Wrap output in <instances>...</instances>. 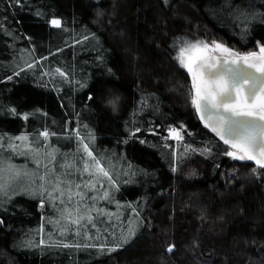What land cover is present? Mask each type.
I'll return each mask as SVG.
<instances>
[{
    "label": "trees",
    "instance_id": "obj_1",
    "mask_svg": "<svg viewBox=\"0 0 264 264\" xmlns=\"http://www.w3.org/2000/svg\"><path fill=\"white\" fill-rule=\"evenodd\" d=\"M198 38L256 52L264 0H0L6 163L35 172L55 149L57 161L83 168L100 158L121 171L95 207L104 177L80 191L87 186L71 166L75 189L55 207L22 197L24 186L9 190L0 197V264H264V168L226 154L232 148L201 120L192 77L175 57L180 42ZM67 215L93 222L59 226L51 239L50 218L63 224Z\"/></svg>",
    "mask_w": 264,
    "mask_h": 264
},
{
    "label": "snow or ice",
    "instance_id": "obj_2",
    "mask_svg": "<svg viewBox=\"0 0 264 264\" xmlns=\"http://www.w3.org/2000/svg\"><path fill=\"white\" fill-rule=\"evenodd\" d=\"M19 2V0H17ZM51 24L55 27H60L61 21L53 19ZM214 50H219L224 53L234 55L231 63L227 61L223 63L227 66V71L231 73L228 79H225L219 71L213 73L211 69L217 67L215 62L209 63L211 59L208 53ZM260 53L264 54V46L260 48ZM178 66H181L192 74L193 87L195 95L192 98V103L196 109H201L202 103L211 108L215 113L214 126L212 131L217 133L220 139L225 144H230L233 151H228L226 154L233 159L254 161L256 165L264 168V55L257 57L256 53H251L245 56H238L231 53V50L225 48L223 45L214 43L211 47L207 44H189L187 47L180 49V56L177 58ZM247 65V69L238 67V65ZM33 65H29L31 68ZM254 70V71H251ZM211 79H205V73ZM259 74V75H258ZM11 78V77H10ZM245 88L247 91L245 92ZM110 105L115 110L116 101H109ZM27 118V117H25ZM175 138H179V132L175 129L171 130ZM41 134L34 137V140H39ZM43 137H49L48 132L42 133ZM55 135V133H52ZM227 137V138H226ZM27 139L26 137L24 138ZM3 146L0 145V149ZM17 155L28 153H21L16 149H12ZM9 152V158L12 155ZM31 151V150H30ZM34 156H39L38 152L33 151ZM89 157L92 156L91 151L87 152ZM98 163V162H97ZM84 171L88 172V167H84ZM103 177H108V172L102 168L97 167ZM7 173L9 181L6 184L0 179V197L7 198L9 190L16 192L21 186L24 190L19 194L23 196L33 195L39 196L37 201L40 206H43V201L48 200L50 206H54L55 201L60 198L62 193L58 188H54L55 195L49 192L44 186H38L35 191H32L25 185L26 181H31L32 176L27 169L17 168L13 165L7 164L3 152L0 151V178ZM40 179H43L42 177ZM92 188L93 185H87ZM104 199H108V194L105 193ZM95 199V197H91ZM63 204L64 201L60 200ZM85 212L90 209H85ZM97 215H100L97 210ZM91 222V216L80 217L73 223L78 224L80 220ZM69 230H71L69 226ZM131 233H129L130 237ZM129 237H125L128 239ZM60 247H70L71 245H58ZM80 247L82 245H75ZM172 247L167 251L171 252Z\"/></svg>",
    "mask_w": 264,
    "mask_h": 264
},
{
    "label": "rangeland",
    "instance_id": "obj_3",
    "mask_svg": "<svg viewBox=\"0 0 264 264\" xmlns=\"http://www.w3.org/2000/svg\"><path fill=\"white\" fill-rule=\"evenodd\" d=\"M192 41V42H191ZM183 43V42H182ZM181 42L179 43L178 45V48H177V51L175 53V57L176 59L180 56V49L182 48H185L187 47L189 44H196V43H200V44H207L209 45L210 47L214 44V43H218V44H221L223 45L225 48L231 50V53L232 54H235V55H241L239 54V52L231 47H228L227 45H225L224 43H221L219 41H211V40H207L205 38H198L197 40H186L183 44ZM262 47V45H260L257 49L256 52L254 53H257V54H262L260 53V48ZM210 53H216V54H219V55H226V56H232L230 54H227V53H224L222 51H219V50H214V51H211L208 53V55ZM251 54V53H250ZM246 55V54H244ZM178 61V60H177ZM192 77V74L189 73ZM192 82H193V79H192ZM85 150L86 152L88 151H91V149L89 148H86L85 147ZM233 151V149L231 150ZM92 153V158L93 157V152L91 151ZM57 154V150L55 149H51V157L49 160H47L42 166H40L38 168V170H36L35 172L33 171H30L29 168H25L24 164H18V163H15L13 164V166L17 167V168H23V169H27L28 173L31 175V174H35L34 176H32V180L31 181H26L25 182V185H29V188H34L36 189L38 186H44L45 188L48 189L49 192H52L53 195L55 194V191H54V188H58L59 191L62 193V196H66L68 195L69 196V193L71 192V190H74L75 189V185H76V180H74V176L72 177L71 175V170L74 171V173L78 170L79 174H78V178L81 179V182H85V186L87 185H93L94 188H97V186L99 185L98 184V173L96 171V168L94 166L98 165L100 168H102L104 171L108 172V177L105 178V187L103 188V190H101V194H96L95 195V199L93 200V206L95 207V204H100V201L101 200H105L103 198L104 194L107 193V194H110V191L107 189V179H110L112 182H114V179H115V175H120L121 171H120V168L115 170V174H111L113 168L112 167H106V166H114L116 167L115 165L113 164H104L102 163V160L100 158H98L97 160L95 161H92L93 159L91 160H85L86 161V164H84L83 168H80V167H76L74 164H69V163H65V162H68V161H63V162H60V161H57L55 159V156ZM86 155V153H85ZM238 160V159H237ZM84 161V162H85ZM244 161V160H243ZM98 162V163H97ZM95 163V164H94ZM72 169H71V167ZM87 166L88 167V172H85L84 171V167ZM43 178V179H40V178ZM80 180L77 179V184L79 185ZM81 186V184H80ZM88 189V187H84V188H80V191H83L84 189ZM91 191V190H90ZM81 198H84L82 196H80ZM64 199V198H61V200ZM79 199V198H77ZM79 200H82V199H79ZM55 207V205H54ZM53 208V207H52ZM85 208H83V211L80 213L78 212L79 216H82L83 212ZM105 212V211H104ZM109 214H107L106 212L104 213V225L107 224V222H109V218H108ZM80 218V217H78ZM77 217H69L68 215L64 217V220L65 222L63 224H58L57 220L54 219V218H50L49 220V226H50V229H49V237L52 239V236L51 234L52 233H55V231H58L59 232V226H62V225H78L76 223H73V221L77 220L78 219ZM63 220V221H64ZM82 221L81 223H79V225L81 227L85 226V225H91L93 221L91 222H87L85 220H80ZM83 221H85V223H83ZM94 224V223H93ZM97 224V223H96Z\"/></svg>",
    "mask_w": 264,
    "mask_h": 264
},
{
    "label": "water",
    "instance_id": "obj_4",
    "mask_svg": "<svg viewBox=\"0 0 264 264\" xmlns=\"http://www.w3.org/2000/svg\"><path fill=\"white\" fill-rule=\"evenodd\" d=\"M257 54V53H256ZM246 55H249V54H246ZM261 55H264V54H257V57H260ZM211 59L209 60V63H212V62H215L217 67L214 68V69H211V71L213 73H216L217 71L220 72L221 75H223V77L225 79H228L230 76H231V73H229L227 71V66L223 63V61H227L228 64L231 63L232 59L234 58V55L232 56H226V55H219V54H216V53H210L208 55ZM238 56H245V55H238ZM238 67L240 68H243L245 70H248L247 69V65H238ZM251 71H254V70H251ZM259 75V74H258ZM205 79H211V77L208 75V73L206 72L205 73ZM195 90V89H194ZM247 91V89L245 88V92ZM198 110V109H197ZM198 113H199V116L201 118V120L203 121V123L210 129L212 130V126H214V118H215V113L214 111L209 108L208 106H205L203 103H202V106H201V109L198 110ZM215 133V132H214ZM218 137L219 135L217 133H215ZM220 138V137H219ZM227 138V137H226ZM228 146L231 147L230 144H227ZM232 148V147H231ZM248 161V160H247ZM253 164H255L254 161H249Z\"/></svg>",
    "mask_w": 264,
    "mask_h": 264
}]
</instances>
